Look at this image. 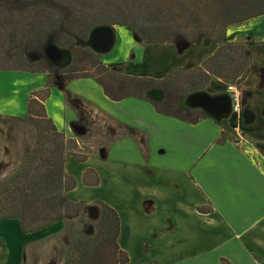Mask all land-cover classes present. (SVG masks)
I'll return each mask as SVG.
<instances>
[{
	"label": "crops",
	"instance_id": "obj_1",
	"mask_svg": "<svg viewBox=\"0 0 264 264\" xmlns=\"http://www.w3.org/2000/svg\"><path fill=\"white\" fill-rule=\"evenodd\" d=\"M127 31L135 46L126 57L104 64L130 77L163 79L173 71L201 66L219 47L217 42L146 43L129 28H114L112 53ZM225 37L228 42L247 41L261 59L245 78L252 76L243 101L256 115L251 124H240L234 116L225 125L205 115L182 119L164 114L153 105L159 101L146 94L112 95L91 76L54 81L43 101L47 116L66 136H72L70 124L77 117L67 93L105 121L128 129L99 153L82 161L69 157L63 165L75 179L65 195L70 201L97 208L105 203L118 214L116 242L128 255L122 264H221V259L264 264V14L228 25ZM28 72L37 85L14 101L20 108L24 100V113L12 116H25L31 91L47 83L49 72ZM114 86L127 87L123 81H114ZM202 89L217 93L226 85L211 76ZM228 123L245 138L237 141ZM87 169L94 170L96 184L83 182Z\"/></svg>",
	"mask_w": 264,
	"mask_h": 264
},
{
	"label": "trees",
	"instance_id": "obj_2",
	"mask_svg": "<svg viewBox=\"0 0 264 264\" xmlns=\"http://www.w3.org/2000/svg\"><path fill=\"white\" fill-rule=\"evenodd\" d=\"M139 1L145 9V14L134 13L131 22H124V19L120 18L123 9L120 4L123 0H0V69L45 70L50 75L51 71L56 70L20 65L27 60V53L41 49L49 34L57 32L56 42L60 44L58 42L61 34L72 35L73 39L86 32L89 33L93 26L101 24L112 26L119 23L136 31L147 43H219L218 49L205 61L203 67L194 69L197 74L203 76V82L199 87L192 86L188 93L202 89L211 75L224 81L225 78L234 79L240 76L243 78L249 71V66L245 68L244 62L239 64L237 48L240 44L228 42L225 29L228 25L264 14V0ZM37 28H40V36L36 31ZM75 28H87V31ZM57 29L59 30L56 31ZM21 30L25 39L21 36ZM227 66L230 68H226L227 71L223 70ZM180 72L182 70L173 71L160 80L120 74L119 80H134L136 83L130 85L141 89L160 87L166 91L165 87H170V82L174 80V76L181 75ZM80 76L89 75L83 74L71 78ZM51 85L52 83L47 79L45 87L37 90L39 93L32 92L27 98L26 115L37 126L34 147L25 158H29L31 162H24L21 170L12 177L13 182H16L13 185L17 190L16 193L20 194L18 204L0 207V220L17 219L21 231L26 234L48 227L54 221L73 213L74 208L83 203L69 201L65 196L66 191L75 186V179L67 175L63 169L64 162L69 155H72L66 150V146L68 147L67 144H69V147H75L77 142L65 138L46 114L43 101L49 94ZM76 99L77 97L70 93L66 94V100L75 108H77ZM153 105L161 113L187 119L183 115L161 108L158 102H153ZM188 111L194 112V110ZM40 119L44 120L45 126L39 125ZM80 122L79 119H74L70 124L71 129L78 134L84 130V125ZM223 124L227 125L226 122ZM119 126L125 131L117 134L125 135L128 129L120 124ZM87 156L77 155L76 160L82 161ZM83 182L90 185L97 183L94 170L87 169L84 172ZM39 199L43 200L42 205L40 203L37 205L35 200ZM101 207L103 228L101 227L102 231L99 232V238H102L99 246L102 247L105 240L110 238L112 247L110 259L113 260V264L125 263L128 261V255L116 242L119 228L118 214L105 203H101ZM97 240L98 238L91 242L84 240L81 243L80 241L78 244L75 243L72 250H75L76 254L69 258L67 264L104 263L106 258L101 254L99 257L96 255ZM221 264L230 263L226 259H221Z\"/></svg>",
	"mask_w": 264,
	"mask_h": 264
},
{
	"label": "rangeland",
	"instance_id": "obj_3",
	"mask_svg": "<svg viewBox=\"0 0 264 264\" xmlns=\"http://www.w3.org/2000/svg\"><path fill=\"white\" fill-rule=\"evenodd\" d=\"M140 4L139 0H123L120 4V7L123 8L121 11L122 17L120 18H123L124 22H131L134 13L145 14V9ZM112 27L118 28L119 30L121 28H129L127 25L119 23L113 24ZM75 29H83L84 31L87 28ZM129 29L132 30L131 28ZM58 30L59 29L56 31ZM36 31L40 36V28H37ZM127 32L128 34L124 33V36L119 37L114 53L110 50L103 54L97 53L83 44V41L87 38L88 32L73 39L72 35L69 36L66 33L61 34L58 42L61 45L56 42L57 32H52L45 38L41 49L39 51H30L27 53V60L20 63V65L29 68L56 70L51 71L50 75H48V79L52 84L54 81L63 84L65 80L77 75H89L103 84L106 92H110L112 95H118L127 91L136 95L146 94L149 96L148 93L152 89L158 88L161 89L163 93V95L159 97L161 100H157L161 108L183 115L189 119H196L202 116L201 111L190 112L181 108L179 105L181 97L188 93L192 86L199 87L203 82V76L197 74V71H194L196 66H193L191 69L182 70V72H180L182 73L181 75L178 74V76H174V80L172 79L170 82L171 86L165 87L167 88L166 91L160 87H155L151 90L148 88H137L130 85L136 83V81L130 79L126 81L121 80L127 86L125 89L114 86V81H120L119 76L120 74L123 75L122 70L118 67L110 68L104 64V60L114 61L115 59L126 57L125 53L127 51L130 52L136 42L134 35L129 31ZM134 32L139 35L136 31ZM21 36L23 39L26 38L22 30ZM142 40L144 41L143 38ZM48 42H53L57 46H61L69 51L71 55L69 64L59 66L47 60L43 53V47ZM235 43L240 44L239 48H237L239 64L244 62L243 65L245 68L249 66V71L243 78H241V76L235 77L234 79L225 78L226 80L224 79L222 82L225 85L228 83L239 85L240 88L244 90L242 97V101H244L245 88L249 89L252 86V84L248 82L250 79L252 80V76L247 78L248 81H246L245 78L249 76L251 69H253L254 65L258 64L261 59L257 56L255 51H253L251 45L247 41L244 40ZM226 52L230 51L226 50ZM205 61L201 66L197 67H203ZM226 68L230 67H224L223 70L227 71L228 69ZM31 76V73L28 71L0 69V108L2 109V113L6 114L3 115L0 113V207L14 206L20 201V194L16 193L17 190H15L13 186L16 182H13L12 177L21 170V165L24 162H31L29 158H25L31 153L37 137L35 135V127L37 128V126L35 122L33 123L28 119L27 115L23 117L12 116L14 114L18 115V113H24L21 112V106L24 105V100H22L20 108L17 106L14 107V101L20 100L23 94H25V90L37 85L36 77ZM37 93H39V91H37ZM8 100H12V103L5 105V102ZM79 101H75L77 107L76 119H79L81 121L80 123L84 125V130L81 131V134L72 130V136H66L61 131L65 138L77 142V146L75 147H69V144H67L68 147L66 146V150L70 154L72 153L68 158L73 157L75 159L77 155L99 153V151L106 148L110 141L117 137L120 132L125 131L120 128L119 124L112 120L105 121L99 112H96L85 103ZM39 121V125L45 126L46 123L44 120L40 119ZM241 123L242 121H240V124ZM229 129L230 132H233L236 136L231 126ZM239 132L243 136L242 138H245L244 133L240 130ZM67 200L69 199L67 198ZM35 201L37 205L39 203L41 205L43 204V200L39 199ZM44 203L46 202L44 201ZM101 215L102 207L97 208L94 205L83 202L74 208L73 213L66 215L60 220L54 221L44 229L28 234L21 231L19 221L16 219L0 220V264H67L69 258L73 254H76L75 250H72L75 243L78 244L79 241L81 243L84 240L91 242L96 238H98L96 241L97 245L95 244V247L97 246L98 248L96 255L99 257V254H101L106 258L105 262L101 264H113V260L110 259L112 252L110 238L109 240H105L102 247L99 246L100 239L102 240L101 237L99 238V232L101 233V227L103 228Z\"/></svg>",
	"mask_w": 264,
	"mask_h": 264
},
{
	"label": "water",
	"instance_id": "obj_4",
	"mask_svg": "<svg viewBox=\"0 0 264 264\" xmlns=\"http://www.w3.org/2000/svg\"><path fill=\"white\" fill-rule=\"evenodd\" d=\"M114 42V28L110 25L101 24L93 26L90 29L83 44L93 51L103 54L112 49ZM43 53L49 62L59 66L69 64L71 59V55L67 49L60 48L53 42H48L43 47ZM148 95L154 100H160L159 97L163 94L161 89L155 88ZM179 105L185 110L199 109L203 115L219 124L227 122L232 116V98L226 90L217 93H210L205 89L195 90L183 95L179 101ZM255 117L256 115L251 108H243L241 118L244 125L253 123Z\"/></svg>",
	"mask_w": 264,
	"mask_h": 264
},
{
	"label": "built area",
	"instance_id": "obj_5",
	"mask_svg": "<svg viewBox=\"0 0 264 264\" xmlns=\"http://www.w3.org/2000/svg\"><path fill=\"white\" fill-rule=\"evenodd\" d=\"M226 91L229 92L232 98V115L235 116V119L238 121H242L241 113L244 108V104L242 101V90L239 85L235 83L226 84ZM242 135L236 131V140L239 141L242 139Z\"/></svg>",
	"mask_w": 264,
	"mask_h": 264
},
{
	"label": "bare ground",
	"instance_id": "obj_6",
	"mask_svg": "<svg viewBox=\"0 0 264 264\" xmlns=\"http://www.w3.org/2000/svg\"><path fill=\"white\" fill-rule=\"evenodd\" d=\"M232 116H233V115H232ZM232 116H231V117H232ZM234 117H235V116H234Z\"/></svg>",
	"mask_w": 264,
	"mask_h": 264
}]
</instances>
